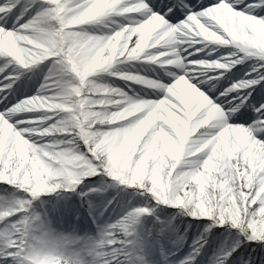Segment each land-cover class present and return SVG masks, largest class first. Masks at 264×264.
Returning <instances> with one entry per match:
<instances>
[{"label": "clouds", "instance_id": "obj_1", "mask_svg": "<svg viewBox=\"0 0 264 264\" xmlns=\"http://www.w3.org/2000/svg\"><path fill=\"white\" fill-rule=\"evenodd\" d=\"M31 3L23 22L0 29V73H17L5 76L12 83L0 93L40 75L35 94L6 109L13 123L0 113V184L17 192L0 202V264H127L148 208L99 223L101 211L94 231L83 233L75 224L57 225L44 210L42 197L79 195L77 188L95 178L101 183L90 192L130 189L190 215L211 207L222 223H241L238 200L264 199V144L250 126L230 123L244 101L232 106L234 96L218 104L196 86L245 61L264 69V17L252 14L254 5L236 10L221 0L203 14L215 27H205L195 18L172 25L147 0ZM195 45L202 47L188 52ZM209 45L234 51L189 59ZM157 69L170 82L150 78ZM111 80L158 98L129 95ZM248 83H232L216 99ZM248 227L264 235V215Z\"/></svg>", "mask_w": 264, "mask_h": 264}, {"label": "rangeland", "instance_id": "obj_2", "mask_svg": "<svg viewBox=\"0 0 264 264\" xmlns=\"http://www.w3.org/2000/svg\"><path fill=\"white\" fill-rule=\"evenodd\" d=\"M203 1L204 0H185V3H189V5L193 7L194 10H197L196 7ZM147 2H149L150 5H155V10L158 11L165 5L174 3L175 0H147ZM210 2H212V0H209V3ZM247 2L249 4H252L255 3V0H247ZM236 10H240L239 4L236 5ZM174 11L179 13V17L175 21H168L169 23H178L185 19L184 13L180 12L179 9H174ZM200 47L202 46L195 45L194 47H189L188 52H194L196 48ZM209 51L212 52L211 56L207 55ZM232 51H234V49L219 47L216 45H209L208 48L204 49L201 52H197L194 56H190L189 59H218L219 56H227ZM251 67H253L251 72L257 74V78H260L261 74L264 73V69H261L259 64L255 61H245L242 64L236 65V67H234L230 72L224 73L219 81H212L211 84L215 85V88H213L212 91H209V87H211V84H197L196 86L215 101L216 97L232 83L244 80V78L246 77L244 75L250 72ZM253 69H256V71H253ZM163 71L164 70L162 69H157L154 74H161V72ZM209 75L219 76L220 73H209ZM21 79L22 85H25L24 87H26L31 86L33 83L36 85L39 84L40 76L38 78L36 76L32 78H28L27 76H25L21 77L19 80ZM192 82L196 84V81ZM110 83H112L115 87H117L118 84L124 85V87L120 88L126 92H128V88L135 87V85L126 86L125 82L119 80H111ZM16 84H14L13 88L16 86ZM254 87L257 89V91H253L252 88H249L246 90H242L240 93L241 96L244 94V92L251 93V95L248 97L250 101L248 109L250 116L253 115L252 109L254 107H258V104L262 102L260 101L257 104L255 103V99L260 94L258 90L260 88V85H255ZM16 91L17 90H14L12 93ZM3 96H5V94L0 93V97ZM8 96L9 94H7V97ZM234 96H236L235 93L231 94L229 99H232ZM220 99L223 100L224 97L221 96ZM12 104L13 103H8L6 100H3V102H0V112H5V110L11 107ZM23 118L32 119L33 115L24 114ZM9 122L13 123L14 120H10ZM252 123H255V120L250 119L248 125L244 126H250ZM100 183L101 181L99 178L86 181L84 184L77 188L76 192L79 195H77L76 193H65L63 194V199H60L56 194H53L52 196L42 197L41 201L44 203V210L48 212L54 222L63 224L65 228H68L71 225L75 224L78 232L80 233L91 229L93 230L92 222L97 218V210L99 208L95 207V201L99 196H101L102 193L90 192L89 189L98 187ZM204 187H207L206 183L204 184ZM106 192L107 193H105L106 195L104 194L103 198L107 197L106 200H108V203L109 201H111V204L117 207L119 213L124 209L135 210L137 208H148L150 210L149 214L142 215L140 217L141 223L139 226L142 232L137 234V239L134 243L135 247L142 246L143 250H141V252L144 253L146 259V261L143 262L144 264H169L170 262H173L174 259L171 258V254H168V252H166L163 248L166 243L173 245L178 244V248L175 253H180L181 256H184V258H182L183 261L191 260L192 264H202V262L206 260L209 255L213 253L217 254V251L220 247L219 242L223 240L229 232L234 233L237 231V229L231 228L229 223H227V225L225 223L222 226L218 225L216 227H213L211 233H216L217 236L213 237V235L209 233L208 235H211L208 236L209 243L205 244L203 248H200L199 254L197 255L194 251L195 242L202 234L204 228L207 225L213 223L212 219H210L208 216H199L193 218L192 216L184 215L182 214V210L180 209H176L164 204L156 205L154 201L135 196L132 194L133 190L130 189L126 191H120L119 189L110 188ZM110 194L113 195L112 198H110ZM16 195V190H14L11 186L0 184V202H8ZM82 198L87 201V204H85L83 207L81 206ZM100 219L101 216L99 217L98 222L103 223L100 222ZM251 249H257L258 255H254L251 252ZM132 250H134V248L131 249V252ZM238 261L239 264H250L251 261H255L253 264H264V250H261L258 244L243 245L240 250ZM127 264H129V262H127ZM205 264H207V262ZM208 264H212V261H210Z\"/></svg>", "mask_w": 264, "mask_h": 264}, {"label": "snow or ice", "instance_id": "obj_3", "mask_svg": "<svg viewBox=\"0 0 264 264\" xmlns=\"http://www.w3.org/2000/svg\"><path fill=\"white\" fill-rule=\"evenodd\" d=\"M221 3V0H212L209 4H200L199 10H194L193 7L189 5V3H185V0H175L174 3L165 5L158 11L155 10V5H150L152 7L153 12H158L163 19L168 21H175L179 17V13L174 11V9H179L180 12L184 13L185 19L178 23H170L172 25L177 24H191L193 19H198L201 23L205 25V27H215V25L212 24L211 21H205L204 13H206L208 10L213 9L216 5H219ZM224 3L231 4L234 9H236V5H240V9L244 7V4H249L247 0H224ZM255 7L251 9V12L254 16L257 18L264 17V0H255V3H252ZM7 7L8 11L5 13L4 11H0V29H3L5 32L11 31V27H7L9 23L11 25L14 21L20 20V22H23V19L25 16H28L33 8V5L31 3V0H0V9H4ZM259 8L260 10L257 11L256 8ZM170 10V11H169ZM165 13H167L165 15ZM193 27H195L193 25ZM217 31H219V28H216ZM5 76H11L12 79H17V73L14 72H3L0 73V88H3L5 84H11L12 79L6 80ZM261 76H264V73L261 74ZM248 81V84H245L242 90H246L249 88H252L253 91H257V89L254 87L255 85H260V88L258 89L261 97L264 98V79H246ZM257 81H259L257 83ZM16 84V83H14ZM14 84H12L11 89H5V92H3L5 95L10 94L14 91ZM240 92H235L236 99L233 102L232 106H235L236 104H239L241 101H244L243 107L241 108L239 114L234 117L230 123L232 124H243L248 125V122L250 119L255 120V123H252L250 125L251 130L253 134L255 135V139L258 140L260 143L264 144V100H262L261 104L258 107H254L252 109L253 115H249V104L250 101L248 97L251 95V93L244 92V94L241 96ZM233 94V93H232ZM231 95L224 96V100H213L215 103L218 102V104H224L225 100H231L229 99ZM5 96L0 97V102H3ZM7 108V106H6ZM4 114L5 119L12 120V116L10 113L0 112ZM247 127V126H246ZM253 195H255V189H253ZM235 208L239 210L240 215V224H236L235 222H224L222 223L220 219H218V215L220 214L219 211H213V208H208L207 211L198 213V214H187L183 213L184 215L192 216L193 218L199 217V216H208L210 219H212L213 223L207 225L200 237L196 240L194 245V251L198 255L199 249L203 248L205 244L209 243L208 240V234L211 233V230L213 227H216L218 225H224L225 223H229L231 228L237 229L236 232H229L227 236L224 237L223 240H221L220 247L217 251V254L215 258L212 261V264H239L238 257L240 254V250L243 245H251V244H258L261 248V250H264V235L257 236L253 235L252 230L248 227L250 221H257L260 217V215H264V199H258L255 202H253L252 196H249L246 201H237L234 205ZM127 209H124L123 211H126ZM213 237H216V233H211ZM135 241L133 242V244ZM183 264H192L191 260H186L183 262Z\"/></svg>", "mask_w": 264, "mask_h": 264}, {"label": "bare ground", "instance_id": "obj_4", "mask_svg": "<svg viewBox=\"0 0 264 264\" xmlns=\"http://www.w3.org/2000/svg\"><path fill=\"white\" fill-rule=\"evenodd\" d=\"M201 4L207 5V4H209V0H204ZM199 5L196 7L197 10H199ZM25 18H27V16H25ZM11 26H12L11 23H9L7 25V27H11ZM225 56H219L218 58L225 57ZM252 68L253 67L250 68V72L248 74L244 75V76H246L245 78L242 77V78H244V80L257 78L258 75L251 72ZM148 75L150 76V78L159 79L161 82H170V77L164 76L163 72H161V74L160 73H158V74L149 73ZM39 76H40L39 74L36 75L37 78ZM21 81H22V79L19 80L18 83L16 84V86L14 87V90H17V91L9 94V96L7 97L6 101L8 103H15V102H18L20 100H23V99L28 98L29 96L35 94L36 88L38 87L39 84L36 85L33 83L31 86L24 87L25 85H22ZM117 87L122 88V87H124V85L118 84ZM135 87H137V86H135ZM135 87L131 88V91L128 90L129 95H132V93L135 92L137 95H141L143 98H147V99L148 98H150V99H157L158 98V96H154L151 94L145 95V92H148L149 90H144V92H141L138 87L137 88H135ZM28 93H30L31 95ZM262 100H264V98H262L261 94H259V96L255 99V103L257 104L258 102H260ZM260 104L261 103H259L258 105H260ZM33 118H34V115H33ZM105 193H107V192L102 193L101 196H99L98 199L95 201V207H99L97 210L98 211L97 214L100 213L101 211H103V215L101 216L100 222L108 221L111 218H113L114 216H116L117 213H119L117 207L113 206L111 203L110 204L108 203V200H106L107 197L103 198ZM112 197H113V195L110 196V198H112ZM55 223L57 225H60V223H58V222H55ZM92 231H94V228H93V230L92 229L88 230V232H92ZM188 231H190V230H188ZM141 232H142V230L140 229V226H139V228L137 230V234L141 233ZM132 248H134V250H132V252H131ZM143 248H144V246H143ZM163 248L166 252H168V254H171V258L174 259V261L170 262L169 264H183L184 261L182 258H184V256H181L180 253H175V251H177L178 244L173 245V244L166 243L163 246ZM141 250H143L142 246L141 247L140 246L135 247V244H133L130 248L129 258H128L127 262H129V264H144L143 262L146 261V259H145L144 253H142ZM215 256H216V253L209 255V257H207L206 260H204L202 262V264H205L206 262L208 264L210 261H213ZM145 264H150V263H145ZM250 264H251V262H250Z\"/></svg>", "mask_w": 264, "mask_h": 264}, {"label": "trees", "instance_id": "obj_5", "mask_svg": "<svg viewBox=\"0 0 264 264\" xmlns=\"http://www.w3.org/2000/svg\"><path fill=\"white\" fill-rule=\"evenodd\" d=\"M226 225H227V223H226ZM209 238V237H208ZM257 249H251V252L254 254V255H256L257 254ZM258 255V254H257ZM255 261H251V263L253 264Z\"/></svg>", "mask_w": 264, "mask_h": 264}]
</instances>
